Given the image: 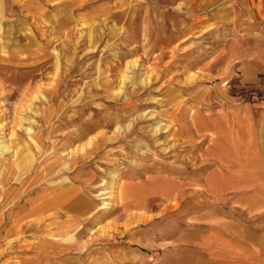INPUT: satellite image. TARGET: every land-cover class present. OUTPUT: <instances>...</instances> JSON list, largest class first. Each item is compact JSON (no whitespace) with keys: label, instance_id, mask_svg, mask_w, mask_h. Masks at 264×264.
<instances>
[{"label":"rangeland","instance_id":"obj_1","mask_svg":"<svg viewBox=\"0 0 264 264\" xmlns=\"http://www.w3.org/2000/svg\"><path fill=\"white\" fill-rule=\"evenodd\" d=\"M94 4L81 17L57 5L46 46L10 65L36 40L0 3V264L189 263L191 186L214 168L231 172L219 189L260 192L222 201L240 197L230 229L246 237V264H264V0ZM223 129L224 149L252 154L245 167L203 156L222 155Z\"/></svg>","mask_w":264,"mask_h":264},{"label":"crops","instance_id":"obj_2","mask_svg":"<svg viewBox=\"0 0 264 264\" xmlns=\"http://www.w3.org/2000/svg\"><path fill=\"white\" fill-rule=\"evenodd\" d=\"M0 3L3 20L19 26L18 31L20 32L28 25L33 35L30 37L27 34V37L36 40L32 42L35 44L31 47L23 46L21 49L9 51L6 54V61L10 65H25L24 58L27 56L26 54L24 55L25 51L43 49L46 46L47 42L51 39L53 29L50 27L54 25L52 12L56 9L57 5L63 4L65 9L73 7L75 11L73 16L75 17L88 16L95 9L98 10L95 8V0H0ZM27 33L30 32L27 31ZM32 54L37 55L38 53ZM19 60H22L21 63H19ZM240 65L245 75L246 72H250L249 70L254 68L249 59L240 61ZM252 104L251 102H247L237 107L239 113L244 114L247 120L249 119L248 115ZM205 130L202 127L197 129L198 132ZM212 144L213 142L209 141L210 148ZM203 151L205 150L203 149ZM203 156L214 162H227L231 159L224 158L215 152H204ZM244 172V174L239 173L238 175L234 172L232 176L238 178L246 177L247 172ZM230 174V171H220L214 168L202 176V181L198 186H191L198 197L192 201L191 207L194 210L189 213L191 221L186 223L187 226H185L180 236L184 237L185 234H189L188 237L192 243L191 249L193 250L194 248L196 257L195 260L184 264H246L247 259L251 257V254H247L246 246L243 244L246 241L244 234L235 233L230 229V226L235 223L233 217L231 218L230 216L232 214V205L236 204L235 202L240 197L233 196L229 201H222V198H224L225 194L230 193L244 195L250 193L252 190H255L259 194L260 192L253 189V186L242 187L240 189H219L215 185L216 177H226L230 176ZM33 209L35 212L36 208L34 207ZM23 210V214L25 215V204ZM241 227L245 229L246 223L242 222ZM233 242L237 243L234 244ZM21 261H25V252L21 253Z\"/></svg>","mask_w":264,"mask_h":264},{"label":"bare ground","instance_id":"obj_3","mask_svg":"<svg viewBox=\"0 0 264 264\" xmlns=\"http://www.w3.org/2000/svg\"><path fill=\"white\" fill-rule=\"evenodd\" d=\"M246 120V119H245ZM222 134V135H221ZM218 138L215 140V144H214V146L218 149V151L222 154V157H224V158H227L228 159V157H232V156H234V157H236V158H238V159H234V161L236 162L237 161V164L240 166V164H242V165H244V164H247L248 162H250L251 161V158H252V154L250 153V151H243V150H237V151H235V152H231V151H227V149H224L223 147H222V143H221V141H232L233 139L231 138V137H229L228 135H227V133H225L224 132V129L223 130H221V133L217 136ZM220 141V142H219ZM246 143V142H245ZM34 146V145H33ZM1 149L2 150H7L8 151V149H9V145L7 144V143H5L3 140L1 141ZM13 153H15V152H13ZM241 153H243V158L240 160L239 158H241V157H239V155L241 154ZM15 157V156H14ZM243 167H245V165L243 166ZM217 178L218 177H216V182H217ZM246 178H247V176L245 177H241V178H238V179H236L237 181H236V185H235V187L238 185V184H241V182L240 181H243V185L244 186H247V184L249 183V181L247 180L246 181ZM221 179H224V178H221ZM220 179V180H221ZM242 179H244V180H242ZM239 180V181H238ZM121 183H122V181H118V182H116V184H117V187H119L120 185H121ZM115 185V184H114ZM240 186H242V185H240ZM12 191H8L7 192V199H10V198H15V197H17V196H20L21 195V191H19L18 189H11ZM259 190H261V191H263V189H259ZM102 193H105V192H102ZM168 193V192H167ZM170 193V192H169ZM111 194V193H110ZM119 195H121V191H120V193H119ZM13 201V200H12ZM104 204H108V202H104ZM102 205V204H101ZM38 206V205H37ZM101 207H103V206H101ZM34 208V207H33ZM30 212H34V209H32V208H30V210H28V213H30ZM16 218V217H15ZM69 219V218H68ZM19 221V220H18ZM68 222V221H67ZM66 222V223H67ZM68 224V223H67ZM68 226V225H67ZM67 228V227H66ZM64 232V231H63ZM46 234V233H45ZM47 235V234H46ZM49 241V240H48Z\"/></svg>","mask_w":264,"mask_h":264}]
</instances>
